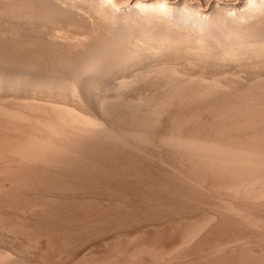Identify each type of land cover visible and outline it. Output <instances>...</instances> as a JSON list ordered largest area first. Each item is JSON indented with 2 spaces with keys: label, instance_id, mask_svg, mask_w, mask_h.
<instances>
[{
  "label": "bare ground",
  "instance_id": "6f19581e",
  "mask_svg": "<svg viewBox=\"0 0 264 264\" xmlns=\"http://www.w3.org/2000/svg\"><path fill=\"white\" fill-rule=\"evenodd\" d=\"M122 1L124 2V0ZM194 1L198 4H202V0ZM131 2L132 3L127 8L120 0H0V120L5 128L8 126L12 130V133H10L9 128H6V131L8 129L11 134L8 149L12 156H15L20 162L45 165L52 163L53 165V163L57 161L60 162L62 159H65L64 157L69 155H73L75 158L77 157V159L79 156L88 155L94 159L90 161L86 159V162L85 160L76 161L74 159L76 161L75 169L84 173L85 177H83L87 180L99 183L106 190L111 188L115 191L124 190L132 193L143 190L147 192L150 190L152 191L153 187L151 183L147 182L148 184L140 185V183L137 184V182L134 183V181H132L135 177L138 179V175L143 176V178L146 174L153 175L155 167L153 164H155V162L152 163L153 161L151 160L155 158L152 159L153 157L151 158V155L155 150L153 152H151V150L156 147V145L153 147L151 146L152 148L146 147L150 145L148 142H150L151 137L149 139L147 135L149 133H146L148 131H145V129L147 130V128H149L150 131V127H153L151 125L155 126L154 121H156V119L158 120L159 115H161V117H159L160 119L165 117L169 108H171L169 107L171 99L174 97L176 98L177 95V97L181 95L179 98L186 103L184 101L187 99L186 97H188V99L189 97L190 99L194 98V96L191 98L188 92L189 90L191 91L193 87L195 89L192 90L190 94L195 96L201 95L203 97L206 95L207 97V94L210 95L209 93L215 96L216 94L214 95L213 92H221L223 89L222 86L225 85L221 86L222 83L218 81L219 75L217 78L214 76L210 79L211 81H209V78L207 79L205 75L201 73L194 74L181 70L180 67L182 66L179 67L180 64L178 65V63L182 61L181 59H183V56H185L186 59L187 56L183 55L184 52H188L189 56L192 53L191 57L194 54V57L201 56L203 59L208 58L209 61L214 59L215 62L219 63H223L225 60H231V62L228 61V63L225 62V64L221 65L223 68H232L231 66L244 60V58H246L245 60L252 59L253 62L257 63L256 65H258L259 68L262 67L252 75L247 76L245 75L246 73H242L243 76H247L243 78L239 71L226 72L230 73L228 76L234 79V81L242 80L241 82H244V80L247 79L250 82L264 83V0H245L244 7L239 11L235 13L231 12L232 14L230 12L227 13V11H215L209 18L208 16H204V18L200 16V14L198 15L191 7L183 9L177 7L178 10H173L169 8L163 0H132ZM230 2L231 0H206L203 6L216 10L220 4L226 7ZM194 57L192 59L195 61L197 58L195 57L194 59ZM203 59H201V61ZM219 59H222V61H219ZM196 61L195 63H197ZM198 61H200V58ZM183 63L184 62H182L181 65L185 66ZM208 64L210 65L211 63L209 62L206 65ZM222 77L225 78L226 75ZM197 83L204 84V86H196L199 85ZM255 85L254 83V86ZM218 86L222 87L221 91L218 90L220 88H218ZM257 86L256 89L259 91L260 86ZM226 88L227 86H225V89ZM233 88L231 89L233 90ZM235 89L234 91L236 92ZM246 89L249 91L252 88L249 90L248 88ZM186 90H188V96L182 97V94L186 93ZM223 91L225 93V90ZM240 91L241 90H239L237 94H240ZM244 91L247 93L245 89ZM245 92H243L244 96ZM227 93L228 92H226V94ZM250 93H253V89ZM245 98L244 101H246ZM199 99H202V97ZM223 100L219 101L221 102ZM178 101L179 103L177 105L181 103V100ZM183 102L181 104H183ZM241 102H243V100L240 101V106ZM253 102L252 104H254ZM261 103L264 102L261 101ZM222 104H224V102ZM237 104H235L236 107ZM227 105L228 107H232V105ZM248 105L247 107H249ZM225 106L226 104L222 106V108ZM206 107L208 108V106ZM238 108L241 109L239 105ZM254 108H256V105ZM262 108H264V105ZM235 109L234 107V110ZM243 110L245 111L246 108ZM263 110L264 109H262V111ZM240 111L241 110L237 112L236 110L234 112L239 113ZM227 112L231 111L227 110L226 113ZM262 113L264 115V112ZM111 114L112 117L117 115V123L123 121L126 117L128 121L130 120V123L126 121L131 124V126L134 125L136 127L133 126V129L130 127H128L130 129H127V127L120 128V123L115 126L113 123L116 122L111 120ZM230 114L231 113L228 115ZM244 114L247 113L245 112ZM255 114L253 115L255 116ZM223 115H221V119H226V117H222ZM235 115L234 117L237 116ZM247 116L249 117V115ZM250 117L252 118L253 116ZM260 117L257 118L259 119ZM257 118L254 117V120H257ZM261 119H263V117H261ZM261 119L260 121L263 122ZM162 121L166 122L165 129L157 136V143L160 145L158 148H161V153L164 157L163 159H161L162 157L160 158L162 163H164L163 160L169 159V151L175 150L176 154L177 152H180V154L182 153L191 160L190 162L197 163V166L200 164L202 167L221 175V177H223L221 182L223 184L222 186L225 187L224 190L229 194L227 199H221L223 203L220 205V210L223 209V212H227L238 218L244 217V219L250 216V214L247 216L248 214L245 213V209L244 211L239 205L237 206L235 204L236 202H232V198L237 201L241 199L240 201H242L241 203L243 206V201L245 204H249L247 206L252 204L264 206V134H260L258 131L250 136L245 134L246 138L243 136L245 140H238V138L237 140L233 138L227 139L219 137L220 135H217L216 138H210L208 137L210 135L201 136L197 133H188L189 130L186 132L187 134H184L180 132V129H182L181 126V128L175 127L179 132H174V129H171L172 126L168 128V117L167 121L166 119ZM252 122H250V125ZM174 124H176V122H174ZM180 124L182 125V123ZM145 125L147 128H143L144 130L141 129V127ZM238 128H241V126H238ZM230 130H232V127ZM258 130H260V128ZM237 131L238 130H236V132ZM216 133L217 132H215V134ZM225 133L228 132L226 131ZM199 134L204 133L199 132ZM231 136L229 137L231 138ZM4 140L5 139H3V142ZM142 142H145V144L147 142L148 144L142 146L144 144H142ZM73 156L70 159H72ZM103 156H107L109 160L111 159L110 162L103 161L101 159ZM166 163H169V161ZM166 163H164V165L168 166ZM192 163L190 164L193 167L194 163ZM68 164V166H70V163ZM26 165L27 164H25V166ZM63 165H65V163ZM72 165L75 166L73 162ZM56 166L55 168L58 169ZM58 166L62 168V165ZM65 167H67V165ZM161 167L163 169V166ZM202 167L200 169H202ZM69 168L73 167H68V169ZM69 170L71 171V169ZM63 171H65L64 166ZM216 174L214 175L216 176ZM68 177H70V175ZM149 177L150 176H148V178ZM160 177L162 178L161 175ZM220 180L221 179L217 181L219 182ZM221 183L219 182L218 185ZM74 184L77 185V183ZM78 186L80 187L79 183ZM222 186L221 189H223ZM118 192L120 193V191ZM220 192L222 194V191ZM260 207L261 206L256 208L260 209ZM217 213L218 212L211 215L209 214V219H213ZM252 217H249L247 220L245 219V221H248ZM203 219L204 218H202V220ZM256 219L257 218L254 220ZM200 223L202 222L200 221ZM256 225L255 223L254 227ZM188 231L187 234L189 233ZM195 231L193 232L194 237ZM247 239L248 240H246V238H240L231 245V243L234 242L232 240L233 242H230V249L234 248V246L239 247L241 244L245 246V243L251 245V239L249 240V237H247ZM185 241L188 242V240ZM258 241L260 242V240ZM258 241L255 242L252 239V243H257ZM257 244L259 245V243ZM257 244H253V246ZM250 247L251 246H249V248ZM262 248L263 247H261V249ZM16 249L12 250L15 251ZM262 252L263 250L260 252L263 255L264 253ZM215 255L217 254L215 253ZM12 256L11 253H5L4 255L3 252L2 256H0V264H5L4 261L8 258L10 259ZM168 256H170V253ZM15 259L17 260V258Z\"/></svg>",
  "mask_w": 264,
  "mask_h": 264
},
{
  "label": "rangeland",
  "instance_id": "374dc122",
  "mask_svg": "<svg viewBox=\"0 0 264 264\" xmlns=\"http://www.w3.org/2000/svg\"><path fill=\"white\" fill-rule=\"evenodd\" d=\"M120 1L127 8L132 3L131 2L132 0H129V1L124 0V2L122 0ZM163 2H166L167 6L173 10H178V8L183 9L186 7H191L193 11L198 13V15L200 14V16H203V17L208 16L209 18L215 13V11L216 12L217 11L218 12L227 11V13L229 12L235 13L236 11H239L241 8L244 7L245 0H231L229 5L225 7L223 4L222 5L220 4L219 5L220 7L218 6L220 9L217 7L216 10L203 6V3L205 4L206 0H202V4H198L194 0H163ZM187 53L188 52H184L183 55H186L187 57L190 58L192 53L190 56H189V53L188 55ZM187 57H186L187 59L186 60L185 56H183V59H181L182 61L178 63V65L180 64L179 67L182 66L180 67L181 70L185 72H189V73H194V74L201 73L202 75H205L207 79L209 78L208 79L209 81H211L210 79H212L214 76L217 78L219 75L220 77H218V81L222 83L221 86L224 84L225 85L222 86L223 89L221 86H218V88L220 87L219 89L217 87L216 88L220 91L221 89L222 91L225 90V93L224 91L219 92L220 94L218 92L217 93L213 92L214 95L216 94L215 96L211 95L212 93H209L210 95L207 94V97L206 95H204L205 97L204 98L201 95L195 96V95L190 94L192 93V90L195 89L193 87L191 91L186 90V93L182 94V97H186V95L188 96L187 94V91H188L189 96H191V98L194 96V98L192 99H190L189 97L190 100L188 99V97H186L187 99L184 98L185 99L184 101L186 103H184L183 100L179 98L181 97V95H179V97H177L178 96L177 95L176 98L174 97L173 99H171L172 103L170 102L169 104L170 105L169 107H171L169 108L170 111L168 110V113L165 115V117H163V119L164 120L166 119V121L168 117V121H169L167 122V125L169 124L168 128L172 126L171 129H174L173 130L174 132L176 131L179 132L177 128L181 126L182 129H180L181 127L179 128L180 132L184 134H187L186 132H188L189 130L188 133H193V134L197 133L198 135H201V136L210 135L208 136L210 138H216L217 135L218 136L220 135L219 137L227 138V139L233 138L235 140H237V138L238 140H242V139L245 140L246 135H249V136L253 135L256 131H258V133L260 134H264L262 133L264 132V126H263L264 125V115L262 113L264 112V110L262 111V109H264L262 108L264 103H261V101L264 102V99H263L264 98L263 97L264 96V91H263L264 83L261 82L262 83L261 84L260 82H257L261 84L260 86V84H257L256 82H253V81L250 82L247 79H246L247 82L246 80H244V82L246 83L241 82L242 80L234 81V79H232L231 77L229 78L228 75H230V73L226 72V71H229V72L239 71V73L241 72L240 73L241 75L242 73L243 74L246 73L245 75L248 76V75H252L254 72L259 71L260 68L262 67L259 68V66L256 65L257 63L253 62L252 59L245 60L246 58H244L245 61L241 60L236 64L233 63L235 64V65L232 64L233 66L230 65L233 68L232 69L230 67L223 68L221 66L225 64V62L228 63L229 60L227 61L225 60V62L219 63V62H215V60L211 58H209L211 59L209 61L208 58L203 59V57L201 56L199 57L195 56L197 58L196 59L197 61L195 60L197 63H195V61L192 59L194 57V54L190 59ZM199 58H200V61L201 59H203L204 61L202 60L203 62L201 61L200 63V61H198ZM207 60L211 63L210 65L208 64L209 66L206 65L207 63H209ZM219 61H222V59H219ZM182 62H184L183 64H185V66L181 65ZM229 62H231V60ZM249 65L251 66L252 70L250 69ZM186 67L189 69H187ZM221 69L223 70V72ZM225 75H226L225 78L222 77ZM245 75L244 76L242 75L243 78L247 77ZM230 83L231 84L233 83L232 84L233 86ZM254 83L256 84L255 86H254ZM251 84L254 87H252ZM228 85L229 87L232 86L230 87V89L234 87L233 90L231 89L232 91L229 89ZM257 85H259L260 87ZM196 86L203 87L204 84L200 83L199 85H196ZM225 86H227L226 89H225ZM256 86L259 87V91L258 89H256ZM245 87L248 88V90L252 88L253 93L255 95L253 93H250L252 89L247 91ZM217 89L215 90L218 91ZM234 89L236 90V92L234 91ZM244 89L247 91V93L244 91ZM239 90H241L242 92L240 91V94H237ZM226 92L228 93L226 94ZM243 92H245V96L243 95L244 94ZM197 96H198V99H197ZM200 96L202 97V99H199L201 98ZM244 98L246 101H244ZM177 99L181 100L180 102L181 103L183 102V104L180 103L179 105H177L179 103ZM173 100L176 102H174ZM219 100H223V101L220 102ZM232 100L234 103L232 102ZM239 100L240 101L243 100V102H241V106H240ZM223 102L224 104H222ZM252 102L254 104H252ZM175 103H176V106H175ZM225 104L227 108L226 106L222 108V106H224ZM227 104H229L230 106L232 105V107H228ZM235 104H237V107L235 106ZM238 105L241 109L238 108ZM242 105L244 106V108H246L245 111L243 110L244 108ZM247 105L250 107V109L249 107H247ZM253 105L254 107L256 105V108H259V109L254 108ZM206 106H208V108ZM233 106L236 108L235 110ZM227 110L228 111L230 110L231 112L226 113ZM236 110L237 112L239 110L241 111L243 110L244 112L243 111L242 112L240 111L239 113L234 112ZM245 112L247 114H244ZM225 113L227 115L229 113L231 114L227 116ZM233 114L234 115L236 114L237 116L236 115L235 116L237 118L234 117ZM253 114H255V116ZM221 115H223L222 117H226V119L224 118L225 121L223 118L221 119ZM247 115H249V117ZM259 115L263 117V119H261ZM216 116H218L219 118ZM250 116H253V117L251 118ZM111 117H112V114H111ZM159 117H161V115L158 116V120L156 119L157 122L154 121L155 126L157 128L154 125H151L153 127H150V131H149V128H147L146 125L141 127V129L143 128L145 129V127L147 128V130L145 129V131H148L146 133H149L150 136L149 134L147 135L149 139L150 137L152 139V140L150 139V142H148L150 145H147L148 144L147 142L146 144L145 142H142V144L144 143L142 146L147 145L146 147L150 148L151 146L153 147L154 145H156V147H154L155 149L151 147L152 148L151 152L155 150L154 153L152 154L153 156L151 155V158L153 157L152 159L155 158L154 160H151L153 161L152 163L155 162V164H153L155 165L154 171H153V175L155 176H153L152 174L150 175L146 174L147 177L144 176L143 178V176L138 175V179L137 177L132 179L134 183L137 182V184L140 183V185L151 183L153 187L151 188L153 190L152 191L150 190L148 192L144 190L135 191L133 193L130 191L118 190L120 191L119 193L118 191L112 190L111 188L106 190L99 183H96L95 181H90L84 178L85 177L84 173L77 171V169H75L76 161L85 160L86 162V159L87 161L94 159L88 155L81 156V157L79 156L78 157L79 160L77 159V157L75 158L73 155L71 156L69 155V156L64 157L66 160L65 159L61 160L62 162L64 161L63 163L61 161L60 162L57 161L53 163V165L55 164L54 166L52 165V163L45 165V164H39V163L34 164V163L20 162L15 156H12L11 152L8 149L9 143H10L9 141L11 139L10 133H12V130L7 126L10 130V133L8 129L6 131L7 127L5 128V126L2 124L0 120V123H1L0 126L2 125L0 128V151H1L0 152L1 153L0 154V157H1L0 158V190H1L0 191V217H1L0 218V256H2L3 252H4V255L5 253H11L13 255L10 259L8 258L7 260H5L6 262L4 261V263L5 264L6 263L7 264H15V263L16 264H21V263L23 264H167V263L168 264H192V263L193 264H229V263L230 264H240V263L242 264H250V263L251 264H254V263L264 264V254L262 255L260 253L262 250H263L262 253H264V243H263L264 241V238H263L264 237L263 236L264 235L263 233L264 232L263 230L264 228V222H263L264 221V209L263 208L264 206L259 205L262 207V208L260 207L259 209V208H256V207H259V206H256L257 204L256 205L252 204L250 206H247L249 204H245L244 201H243V204H244L243 206L241 203L242 201H240L241 199L237 198L238 199L237 201L236 199L232 198L231 199L232 202L234 203L236 202L235 204L237 206L239 205V207H241L243 210L244 209L246 210L244 211L246 214H248L247 216H249L250 214L249 217L253 216L254 218L252 217L253 219L250 218L248 221H245V219L247 220L249 217H246L245 219L244 217L243 218L235 217L227 212H223V209L220 210L221 209L220 205L223 203L221 199L223 198L227 199V196L229 194L224 190L225 187L222 186L223 184L221 182H222L223 177H221V175H219L217 172L210 171L206 169L205 167H202V165L200 164H198L197 166V163L195 162H193L194 165L192 167V165L190 164L192 163L190 162L191 160L188 159L187 156L181 153L183 155L182 157L180 152H177V154H180V155H177L175 150L169 151V154H168L169 159L163 160L164 163L169 161V163H166L169 167L164 165V163H162V160H161L164 157L162 156L161 148H158L160 147V145H158L159 143H157V139H158L157 136H159V134H161L163 129H165L166 122H163L162 121L163 119H160ZM254 117L255 118L260 117L259 119L257 118V120L255 119L256 122L258 121L257 123L255 122ZM116 119H117V115L113 116L111 119L116 122V123H113L115 126L119 125L120 123L119 125L120 128L127 127V129H130V128L133 129L134 125L131 126V124H129L130 120L128 121L126 117L125 119H123V121L119 123H117L118 121ZM260 119L263 122H261ZM221 120H223L224 122ZM247 121L248 122L253 121L254 123L252 122L250 125V122L248 123ZM174 122H176V124H174ZM180 123H182V125L183 124L185 125L182 126ZM232 123H235V124H232ZM253 124L257 126L258 128L255 127ZM238 126H241V128H238ZM175 127L177 128L175 129ZM231 127H232V130H230ZM259 128L260 130H258ZM223 130L225 132L227 131L228 133H225ZM236 130H238L237 131L238 133L236 132ZM244 130L249 133L245 132ZM249 130H251L252 132ZM199 132L204 133V134H199ZM215 132L217 133L215 134ZM241 132H244V133H241ZM231 135L232 136L236 135V136L232 137ZM229 136H231V138ZM153 137H156V138H153ZM3 139H5L4 142H3ZM174 151H175V154H174ZM72 156H73L72 158L73 160L70 159ZM179 156L184 160H182ZM1 159H3L4 161ZM101 159L106 162H110L111 160V159L109 160L107 156H103ZM72 162L75 166L72 165ZM64 163L65 165H63ZM68 163H70V166H68L69 165ZM25 164L27 165L25 166ZM58 165L60 166L62 165V168L59 167ZM66 165L67 167H65ZM50 166H51V169H50ZM55 166L58 169L61 168L62 170L56 169ZM63 166H64L65 171H63ZM161 166H163V169ZM45 167L46 168L48 167V168L46 169ZM68 167H73L74 169L69 168L71 169L70 171ZM201 167L202 169H205V170L200 169ZM65 168L69 171H67ZM205 171H208V172H205ZM75 172L77 173L79 172V173L77 174ZM213 173L214 174L217 173L216 176ZM69 175L70 177H68ZM160 175L162 176V178L160 177ZM148 176L152 178L150 177L148 178ZM164 177L165 178L169 177V178L165 179ZM188 178L190 179V181ZM219 179H221L219 181L221 183L220 185H218L219 182L217 181ZM74 183H77V185H75ZM78 183L80 184V187L78 186ZM85 183L88 186H86ZM221 186L223 189H221ZM219 190L222 191V194ZM223 194H224V197H223ZM218 196L221 198H219ZM215 212H218L214 216L215 220L214 218L210 220L208 217L209 214L211 215V214H214ZM202 218L204 219L202 220ZM255 218L257 219L254 220ZM200 221L202 223H200ZM255 223L257 225L254 227ZM202 224H206V225H202ZM187 231L189 232L188 233L189 235L187 234ZM194 231L196 232L195 237L193 233ZM191 232L193 233V235ZM187 235L189 236V238ZM247 237H249V240L251 239V242H250L251 245L250 244L248 245V243H245V246L244 244L243 245L241 244L239 247L234 246V248L230 249L231 245L234 244L236 240H239L240 238L241 239L246 238V240H248ZM259 238H262V239H259ZM252 239L255 242L260 240V242L259 241L257 242L259 243V245L255 242L252 243ZM185 240H188L189 243L186 242ZM228 241H229V244H228ZM230 242H233V243H231L230 245ZM253 244H257V245L253 246ZM246 245H247V248H246ZM249 246H251L252 248L251 247L249 248ZM259 246L263 248L261 249V247ZM22 247H24L25 249ZM254 248L256 251L254 250ZM12 249H16V250L14 251ZM169 253H170V256H168ZM215 253L217 255H215ZM13 257H14V260H13ZM15 258H17V260Z\"/></svg>",
  "mask_w": 264,
  "mask_h": 264
}]
</instances>
